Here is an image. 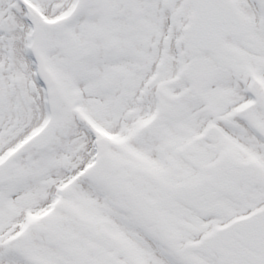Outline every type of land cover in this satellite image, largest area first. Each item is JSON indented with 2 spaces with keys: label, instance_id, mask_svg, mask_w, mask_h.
<instances>
[{
  "label": "snow or ice",
  "instance_id": "6c2138e0",
  "mask_svg": "<svg viewBox=\"0 0 264 264\" xmlns=\"http://www.w3.org/2000/svg\"><path fill=\"white\" fill-rule=\"evenodd\" d=\"M0 264H264V0H0Z\"/></svg>",
  "mask_w": 264,
  "mask_h": 264
}]
</instances>
